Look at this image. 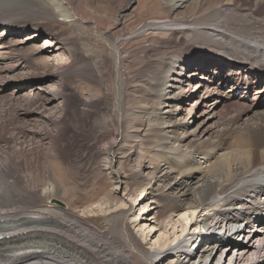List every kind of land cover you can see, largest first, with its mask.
<instances>
[{"label":"bare ground","instance_id":"1","mask_svg":"<svg viewBox=\"0 0 264 264\" xmlns=\"http://www.w3.org/2000/svg\"><path fill=\"white\" fill-rule=\"evenodd\" d=\"M50 1H57L64 20L70 18L66 22L73 32L81 28L75 32L78 39L70 41L74 58L62 72L63 80L86 78L103 91L79 99L75 92L47 87L39 78L35 96L25 95L30 92L25 91L29 76L18 78L12 72L25 67L30 57H46L60 43L49 37L46 46L36 45L47 32L29 20L32 15L26 8L40 0H0V98L10 94L16 102L27 100L23 117L41 123L38 129L19 132L49 136L50 149L64 156L71 138L80 139L85 130L93 129L101 167L118 182L129 177L122 159H134L141 166L137 172H143L151 166L141 163L140 149L153 150L159 160L151 172L155 183L142 191L150 189L146 206L157 211L146 221L153 219L162 229L163 215L188 212L191 222L183 229L194 227L195 233L168 246L159 241L162 250L147 249L129 222L134 208L142 207L140 195L101 229L58 203L40 204L44 195L37 194L34 184L60 182L47 164L37 163L39 155L35 160L29 154L21 156L23 150L14 147L2 117L0 264H196L197 259L198 264H224V255L234 250L229 264H264V0H252L245 7H238L239 0H168L173 20L143 22L134 31L124 26L126 14L111 19L95 16L92 10L93 17H81V1ZM19 4L23 6L14 19L10 13ZM152 29L189 32L190 45L138 40L141 46L134 51L145 56L133 60L127 51L132 36ZM93 42L99 51L93 50ZM198 44L202 50L193 51ZM162 46L167 51L158 53ZM12 51L24 60L12 64ZM182 82L189 86L185 95ZM214 93L218 114L209 116L207 103ZM106 103L107 108L101 107ZM58 107L64 114L72 109V121L54 118ZM178 189L181 195L174 193ZM172 217L167 216L170 223ZM257 223L263 231L255 228ZM253 234L257 242L245 243ZM189 244H197L196 251Z\"/></svg>","mask_w":264,"mask_h":264},{"label":"rangeland","instance_id":"2","mask_svg":"<svg viewBox=\"0 0 264 264\" xmlns=\"http://www.w3.org/2000/svg\"><path fill=\"white\" fill-rule=\"evenodd\" d=\"M75 1L76 2L81 1L82 3L81 4L77 2V8H78L77 11L80 13L79 15L81 17H93L95 13H98L97 16H108V18L112 17L111 19H113L116 18L118 15L126 14L127 18H126V22L124 23V26L128 27L130 30L133 31L141 27V25L147 21L160 20L163 22H167L173 20V16L170 14L171 10L169 9L168 6V0H75ZM75 1L74 4L76 5ZM56 2L54 1L51 2L50 0H40V3L37 5L33 4L32 2H29L26 10L28 14L32 15L29 20L31 22H34L35 24H40L42 28H44L47 32L40 37V39L36 42V45L39 47L46 46L47 44H49L47 41V38L49 37H56V41H58L60 44L58 46L56 45L55 49H52L51 52L44 58L43 57L41 58L40 56L32 57V58L30 57L25 67L22 68L19 67L18 68L19 70L17 72H12V73L15 74L18 73L20 75L17 76L18 78L29 76L25 91H30V92L25 95L35 96V92L33 91V88L35 87L34 86L35 82L39 78H43L46 81L45 84L47 87L50 88L55 87L59 89L62 86L63 89L65 88L67 89V92L68 91L70 92L73 91V93L75 92L79 99L85 98L86 96L89 95V93L97 94L99 92H102L103 90L101 89V87L97 86V84L95 83L93 84V82H90L89 80H86V78L75 77V79H73L71 77H68L66 80H63L62 72L67 70V68L69 67L67 65H69L74 58L73 54L68 49L70 41L73 38L78 39L77 37L78 35L76 33L77 32L80 33L81 28L78 29L77 27L75 33L70 27H68L66 21L70 20V18H66L64 20V17H61L60 15L61 13H59V7L55 5ZM251 2L252 0H239L237 2L239 6L238 5L237 6L245 7L250 5ZM84 4H86L87 8L84 6ZM20 5L21 4L17 6L15 5V7L13 6L14 8L13 13L10 11L11 12L10 15L14 19H16L15 15L16 16L19 15L18 13L20 7L23 6ZM92 10L94 11L93 15L91 14ZM191 35L192 34L189 32H187L186 34L183 33L177 34L175 29H171V30L152 29L147 31L145 30L142 31V33L138 34V36L137 35L132 36L133 43L127 47V51L132 53L131 55L133 60H138V59L141 60L143 59L145 54L142 53L141 55L137 52L135 53L134 51L138 46H141L139 45L138 40H141L142 42L141 41L140 42L144 44H149L151 40H154L157 42L167 43V44L169 43L172 44V42H174L175 44H183L184 46H186L189 43V42L187 43V40L191 39L190 38ZM20 36L26 37V35H20ZM68 36H70V38ZM93 44L94 42L91 45L93 50L95 52L99 51L98 50L99 46L97 44L94 45ZM188 45H190V43ZM192 45L193 44H191V46ZM199 46H200L199 44L196 46L194 45L193 51L202 50L199 48ZM159 51L166 52L167 48L162 46L157 50L158 53H160ZM9 59H12L10 60V62L14 65L18 64V62L21 63L24 60L17 54L16 51H12L10 53ZM45 62L46 63L49 62V65H51L50 70L48 64H46ZM136 67H137L136 65L133 66V71H134L133 73L136 72V70L134 69ZM194 67L195 66L189 68L190 71H192ZM55 71L58 72L55 73ZM185 74L186 72L184 73V75ZM48 75H51V77H48ZM7 76H10V73L7 74ZM181 84H182L181 95H185L186 93H188L189 86L185 82H182ZM263 89L264 86L262 87V90ZM8 96L5 98H0V120L2 117H4L1 120V123L3 124V121L6 122L5 125H7V129L8 131H10L9 132L10 135L13 137L12 140H13V145L15 144L14 147L23 150V152H21V154H23L21 155L22 157L29 154L30 157L34 158L35 160V158L39 155L37 163L41 165L47 164V166L50 167L52 172L55 173L54 175L56 179H58L60 182L59 186L52 184L53 183L52 181L48 182L46 187L42 186L41 184L38 185V181L34 184V186H36L35 188L37 194L44 195L40 204H46L47 202L55 203V204L58 203L60 206L68 208L71 212L73 211L74 213L80 216L82 215L84 217L86 216V218L88 217L91 222L96 223L97 227L101 229L102 227H105V225L108 224V219L113 217L114 213L117 210L120 209L123 210V208H130L131 205H133V201L134 203L136 202L135 197L140 195L141 197L139 201L142 200L141 203L142 207L138 206L134 208L133 214L129 217V222L131 224L132 229L134 230L136 235L141 238L143 244L147 249L152 246V248H157L158 250H162L163 247L161 248L159 247V245H157L159 241L162 244L165 243V246H168V244H170L172 241L181 240L180 238H184L188 240V238L192 237L191 234L195 233L193 232L194 227L189 228L188 226L187 228L183 229L184 227L183 224L185 223L189 224L191 222L190 220L191 216L190 213L188 212H182L181 214L179 213L177 215L176 213L173 214L172 212L167 213L166 214L167 216L169 217L173 216L172 219L174 221H172V223L169 222L170 220L169 218L167 219L166 215H163L161 217L163 224L162 229H160L159 227L157 228L156 226L157 224L154 223L153 219L151 221L149 220L146 221L148 217H151L150 214L155 215L154 213H156L157 211V209H155L153 212H151L150 210L151 206H146L147 204L148 205L150 204L149 199L152 196V194H149L150 189H146L147 190L146 192H148L147 194L145 191H142V189L150 187V185L153 186L152 184L154 182L153 180L154 175L151 172L155 170L153 166H157L159 164V160H157V154L153 150H150L149 148L145 149L144 147H141L140 149L141 163L146 164V166H151L152 169L148 167L144 169L143 172L138 173L137 172L138 170L136 169L141 168V166H136L137 162L133 161L134 159L132 158L122 159V163L120 165L122 166L123 171L129 177L120 182H118L117 180L115 181L110 176V174L105 170H103V167H101L102 165L101 162L99 161L100 157L97 154L98 151L97 145H99V142L96 140V136H95L96 133L93 132V129L85 130L84 133L80 135V139L71 138L70 140L71 142H69L67 147L69 149L67 153L64 156H62L61 154L57 153V151L55 150L53 151L52 149H50L51 146L49 142H51V139L49 138V136L48 138L46 136L45 139L40 136L38 138V137H33L32 134L27 135L19 132V129H24V128L25 129L28 128L29 130L38 129L39 126H41V123L39 121L34 123V121H31V119L23 117V114H25L28 105L26 104L28 102L27 100L25 99H23L22 101L17 100L18 102H16L15 101L16 99ZM209 98L210 99L207 103L206 113L209 116H213V115L217 116L218 113H216L217 112L216 110L218 108L216 103V99H217L216 93L212 94ZM194 100L195 99H193V101ZM3 102L6 103L3 104ZM101 107L107 108L108 107L107 103L103 104V106ZM71 113H72V109H70L68 114H64V111H61V108L58 107L54 115V118L57 119L63 118L64 120L70 119L72 121ZM50 128L54 129L55 127L50 125ZM25 135H27V137ZM14 138H18L17 141H15L16 139ZM131 173H133V175H131ZM193 182H196V180H193ZM193 182L190 186H193L194 184ZM17 188L18 186L16 187V189ZM174 193H176V195L177 194L181 195L183 192H181L180 189H178V190H174ZM182 197L184 198V196ZM153 205L155 206L156 204ZM142 210H145L144 212L146 213L145 215L142 214L141 212ZM161 211L162 209L159 208L158 212L161 213ZM143 215L145 217V220L142 221ZM194 217L196 218V216ZM43 219L46 220L45 218ZM150 223L151 226L148 227L146 231L145 226H147ZM257 226L255 228H257ZM165 227L167 229H165ZM262 228H263L262 225L259 224L257 230L263 231ZM250 230H253V226L252 228H250ZM256 231L254 229L253 233H256ZM169 233L170 234L173 233L171 234L173 235L171 238ZM188 233H190L191 236L187 235ZM177 235H179L178 239H177ZM221 236H223V234ZM218 237L220 238V236ZM241 238L243 239L242 236L240 237V239ZM192 241L193 240H191V243ZM244 241L249 245H253L254 243L257 242L256 239H254V234L251 236L250 239ZM210 242L211 243L214 242L215 244H217L216 239H212ZM189 246L191 245L189 244ZM208 246H206V248H208ZM196 247L197 244H193V246H191L190 248L193 251H196L195 250ZM225 247H227V244L225 245ZM153 250L154 249H152V251ZM236 252L237 251L234 250L231 251L230 254H225L223 263L229 264L230 256ZM212 257L213 256H211L210 258L212 259ZM198 261L199 260L197 259L194 263L198 264Z\"/></svg>","mask_w":264,"mask_h":264}]
</instances>
